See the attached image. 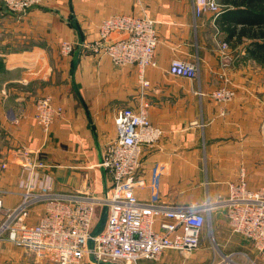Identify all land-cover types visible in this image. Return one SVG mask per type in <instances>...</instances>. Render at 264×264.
Masks as SVG:
<instances>
[{"label": "crops", "instance_id": "0c3cea01", "mask_svg": "<svg viewBox=\"0 0 264 264\" xmlns=\"http://www.w3.org/2000/svg\"><path fill=\"white\" fill-rule=\"evenodd\" d=\"M239 1L218 0L224 11L216 17L211 11L197 15L195 0H40L22 13L0 0L3 207L13 208L25 191L43 188L110 196L113 176L100 163L116 136V117L125 107L138 110L147 103L149 118L163 135L155 145L142 147L132 182L139 199L183 207L215 202L229 196L242 172L250 189L264 185V62L251 53L255 38L240 36L246 4ZM117 14L156 21L157 63L145 71L147 87L135 65H117L106 53L80 50L81 41L96 40L102 21ZM122 36L113 33L111 39ZM64 40L75 44L72 53L61 51ZM173 59L198 65V77L172 74ZM223 76L235 89L229 102L210 96ZM42 96L61 109L49 129L35 119ZM43 210L42 202L33 206L27 221H40ZM210 221L224 250L251 247L256 259L264 260L251 240L232 232L224 207L211 211L203 235ZM201 243L188 255L170 250L136 264H203L214 251L210 243ZM0 264L56 263L3 238Z\"/></svg>", "mask_w": 264, "mask_h": 264}, {"label": "built area", "instance_id": "2783aa9c", "mask_svg": "<svg viewBox=\"0 0 264 264\" xmlns=\"http://www.w3.org/2000/svg\"><path fill=\"white\" fill-rule=\"evenodd\" d=\"M4 2L10 11L22 13L40 0ZM223 10L218 0H195L197 15L211 11L217 17ZM113 33L123 36L112 40ZM158 43L153 18L117 14L102 21L96 40L81 41L79 47L84 53H106L117 65H135L140 83L147 87L145 71L157 63ZM60 45L64 54L72 53L76 47L68 40ZM222 47L227 48V44ZM170 72L187 79L196 78L199 67L173 59ZM223 80L210 96L229 102L235 97V89L227 76ZM147 108L148 103L138 110L125 107L116 117V136L107 143L100 163L113 176L110 196L63 194L43 188L39 192L25 191L13 208L3 207L0 197V239L56 264H80L85 258L95 263L136 264L141 260H158L167 250L188 255L199 249L208 215L213 209L224 207L232 232L251 240L264 256V185L250 189L244 172L230 185L229 196L215 202L183 207L137 197L132 182L141 167L142 147L155 145L163 135V129L149 118ZM60 111L51 97L42 96L36 101L35 119L49 129ZM40 202L44 203L40 221L30 224L27 221L30 210ZM104 205L108 207L105 228L89 243L99 209Z\"/></svg>", "mask_w": 264, "mask_h": 264}, {"label": "rangeland", "instance_id": "374dc122", "mask_svg": "<svg viewBox=\"0 0 264 264\" xmlns=\"http://www.w3.org/2000/svg\"><path fill=\"white\" fill-rule=\"evenodd\" d=\"M101 209H99V216L97 221L99 220ZM214 232L216 233V228L212 227L211 221L208 223L206 228L204 229V235L201 234L202 242L205 241L210 243L213 248L214 255H212L211 260L204 262L203 264H264V260L256 259V254L252 250L251 247L238 249L234 245H230L229 248H224L216 243ZM218 235L216 234V237ZM198 250V249H197ZM195 250V251H197ZM170 251V250H167ZM194 251V252H195ZM88 258H85L80 264H88Z\"/></svg>", "mask_w": 264, "mask_h": 264}, {"label": "trees", "instance_id": "16d2710c", "mask_svg": "<svg viewBox=\"0 0 264 264\" xmlns=\"http://www.w3.org/2000/svg\"><path fill=\"white\" fill-rule=\"evenodd\" d=\"M241 2L246 4V8L243 10L244 16L242 15L239 21L246 24V29L241 30L240 36L248 35L255 38L251 53L259 61L264 62V0H242L239 1L240 5Z\"/></svg>", "mask_w": 264, "mask_h": 264}, {"label": "water", "instance_id": "95a60500", "mask_svg": "<svg viewBox=\"0 0 264 264\" xmlns=\"http://www.w3.org/2000/svg\"><path fill=\"white\" fill-rule=\"evenodd\" d=\"M107 216H108V207H107V205H104L102 210H101L99 220L97 221V224L91 233V239H90L89 243H92L94 236H97L98 234H100L104 230L106 222H107ZM100 264H117V262L114 263V262H103L102 261V262H100Z\"/></svg>", "mask_w": 264, "mask_h": 264}]
</instances>
